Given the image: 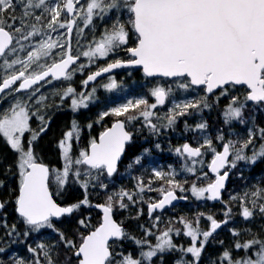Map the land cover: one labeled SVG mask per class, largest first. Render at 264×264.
I'll return each instance as SVG.
<instances>
[{
	"label": "snow or ice",
	"instance_id": "6c2138e0",
	"mask_svg": "<svg viewBox=\"0 0 264 264\" xmlns=\"http://www.w3.org/2000/svg\"><path fill=\"white\" fill-rule=\"evenodd\" d=\"M87 30V31H86ZM89 33L91 39L88 38ZM75 35V54L73 37ZM130 41L133 46H129ZM123 50L128 59H114L81 80L77 91L71 81L99 59ZM23 54V55H22ZM81 57L87 63H81ZM138 66L145 77L173 78L175 87L155 84L146 94L97 113L96 119L81 125L75 115L62 133L56 147L63 161L61 168H50L39 162L35 145L50 126V110H63L65 100L73 114L99 102L97 88L88 90L102 74L114 69ZM68 82L56 88L53 82ZM49 86V93L42 92ZM237 86L245 91L234 95ZM106 91L121 84L111 75L99 85ZM140 87H143L141 85ZM179 91L184 98L175 99ZM195 92L193 96L186 94ZM149 97L154 102H149ZM172 97L171 107L163 115L155 111ZM227 103L220 108L221 100ZM0 138L15 155L12 164L0 162V190L7 187L9 174L16 177V188L7 199L0 198V254L7 256L12 244H26L30 259L12 253L0 264H201L207 246L217 241L215 234L233 221V204L246 223L264 220V182L246 188L243 193L223 199L226 183L233 173L241 180L258 163H264V0H0ZM220 110L223 126L215 135L209 131L204 113ZM111 117L109 127L90 137L87 146L73 156L74 143L84 128L92 129ZM183 131L192 133L196 145L185 142L171 149L181 160V172L196 177L191 184L176 179L177 171L153 167L145 182L142 175H132L143 167L151 149L142 148L131 156L125 172L134 181L132 189L119 188L108 193L103 203L93 204L88 190L107 191L120 172L128 151L137 136L146 130L149 137L159 138L175 131L181 118ZM39 123L32 128L31 120ZM131 129V130H130ZM28 134L25 140V134ZM219 145V147H218ZM153 147L161 149L160 143ZM211 154L204 172V157ZM198 166H200L198 168ZM15 169V171H13ZM199 173V174H198ZM159 188H153L155 181ZM204 180L207 183L201 184ZM78 185L82 199L60 204L50 191L63 194L69 184ZM156 191L160 198L145 199V192ZM191 193L197 201L222 203V220L211 213L199 212L192 219L184 216L159 227L160 210L174 201L187 200ZM9 204L17 219L9 224L5 209ZM147 205L150 226L137 225L143 235L137 237L113 219L116 209L128 210ZM100 209L102 217L93 226L89 216H81L71 233L57 227L62 218L80 216L81 209ZM143 208L129 217L138 220ZM208 222L201 228V220ZM179 224L182 227H175ZM83 229L84 231H81ZM51 230L56 239L28 243L33 233ZM233 243L209 264H264V225L252 228H230ZM86 233V234H85ZM248 239H240L241 236ZM186 237L188 243H177L174 237ZM152 237L155 242H152ZM124 240L137 247V254L116 251ZM115 245V246H114ZM242 252L234 257L233 252ZM172 256L171 261L167 260Z\"/></svg>",
	"mask_w": 264,
	"mask_h": 264
},
{
	"label": "rangeland",
	"instance_id": "374dc122",
	"mask_svg": "<svg viewBox=\"0 0 264 264\" xmlns=\"http://www.w3.org/2000/svg\"><path fill=\"white\" fill-rule=\"evenodd\" d=\"M87 31V30H86ZM89 39H91V34L89 33L88 36ZM73 54H75V48H76V42H75V35L73 37ZM129 46H133L132 42L130 41ZM126 53L121 50L119 51L117 54L115 55H110L108 58L105 59H99L97 60V62L93 65H91L88 69H86L83 73H76L74 75L73 80L71 81L73 87H75L77 89V91H79L81 89V80H83L84 76L89 73L90 71H94L96 69H98L99 67H102L104 65H106L107 63H109L110 61L120 58L125 55ZM23 55V54H22ZM81 63H87V58L81 57ZM141 73V72H140ZM134 73L131 70L128 69H123L120 70L119 72H114L111 73L109 75L113 76L121 85L123 83V81H131V76ZM142 74V73H141ZM109 75H107L106 77H104L103 79H101L99 82H97L96 84L90 86L88 88V90H91V88L96 87L97 88V92H96V96L98 98H100L101 95L103 94H110L111 92L106 91L105 89H103L102 87H99V85L107 82ZM143 75V74H142ZM144 77V76H143ZM68 82H53V86L56 88H61L63 86H66ZM162 84L165 87H167L168 85H172L173 87H175L174 84V80H166V79H162V78H150V80H147L145 82H141V83H136L135 87L133 90H129L126 91L122 94V98L120 99H114L111 102H104L101 105L97 102L93 105H90L89 109L87 110H81L78 114H73L67 107V104L69 103L68 100H65L64 102V108L63 110L57 112L56 116H54L53 111L50 110L47 113V116H51L52 119L50 121V126L47 129V131L41 135V137L38 139V141L36 142L35 145V150L36 153L38 155V159L39 162H43L46 163L50 168L52 166V168H61L63 161L61 160L60 156H59V151L56 147V143L57 141L61 138L62 133L64 131H66L69 127V122L70 120L73 118V116L75 115V118L78 119L81 123V125L87 124L90 121H94L96 119V115L99 111L101 110H106V108L108 107H113L116 106L118 104L124 103L126 99L134 97V96H139V95H143L146 94L148 88L152 87L155 84ZM141 85H143V87H140ZM118 90V89H117ZM238 90V91H236ZM233 94L234 95H238V94H242L243 91L241 89H236ZM42 92L45 93H49L51 91V88L49 86H45L42 90ZM114 91V90H113ZM127 94V95H126ZM196 93H188L186 94L187 96H193ZM175 99H181L184 98L183 96H181L180 92L178 94H176V92L173 94ZM116 98V97H115ZM171 100L172 97H170L168 100H166L165 105L163 106H158L157 109L155 110L157 112L158 115H163L164 113H166L168 111V108L171 107ZM100 101V100H99ZM149 102H154V100L152 98L149 97ZM220 103H223V105H225L227 103V100H221ZM7 103H3L0 104V107H7ZM96 114V115H95ZM68 117V118H67ZM92 118V119H91ZM205 118V117H204ZM81 119V120H80ZM193 120V121H191ZM190 121H188L190 124H194L196 121L195 119L191 118ZM112 122V118L108 117L105 118V121H103L101 124H94L92 129H87L84 128L81 134V139L78 142L74 143V147H73V156L75 157V155L78 153L80 148H84L87 146V142L89 140L90 137H94V136H98L99 132L102 131L101 129L104 128L106 124H110ZM38 121L35 118H32L31 120V126L32 128H37L38 127ZM184 124V123H181ZM67 127V128H66ZM108 127V126H107ZM184 128V125H183ZM64 130V131H63ZM131 130V129H130ZM28 134H25V140H27ZM139 139L136 140V145L138 146L140 144L141 148L144 147H148L151 149V155L145 157L144 162H143V167H138L137 171H133L132 175H142L144 180H146L145 178H150L151 177V169L153 167H158V168H162L164 171H168L169 169V165H171L178 173V175L176 176V179L179 181H184V179H187L186 175H189L187 173H183L181 172V164L183 163V161H181L172 151L171 149L181 145L185 142V140H189V137L185 136L182 132L180 131H167L166 133H164L163 135H161L159 138H155V137H149L147 131L145 130L142 136H137ZM160 143L161 144V149L157 150L153 147L154 143ZM190 143V142H189ZM192 144V143H191ZM193 146H195L194 144H192ZM6 147V148H5ZM219 147V145H218ZM140 152H138L137 154H139ZM0 162H3L4 158H8L6 160L7 165L12 164L15 160V155L14 153L10 150V148L5 144L4 140L2 138H0ZM125 163L124 166H122L120 172H119V176L120 178H122V181L120 180H115V184L113 187H111L109 192L112 191H116L119 188L123 187V188H127V189H132L133 185H134V181L131 179V177L125 172V165L128 161V159H125ZM211 160V154H206L204 157V165L202 166L203 171L204 172H208L207 170V163L210 162ZM4 165V164H3ZM5 166V165H4ZM200 166H198L199 168ZM246 170V169H245ZM0 171H2V169H0ZM13 171H15V169H13ZM199 174V173H198ZM208 176L209 179L214 178V175L209 174L208 172ZM196 177H194L193 179H195ZM260 175H256L253 177L252 182L250 183V185L248 187H244L241 190L238 189H228L229 193L226 196V200L229 199L230 194H237V193H243L244 190L246 188H250L252 185L260 183L261 181L259 180ZM0 179H3V176H0ZM16 177L13 178V182H16ZM182 179V180H181ZM15 180V181H14ZM132 180V181H131ZM158 181V180H157ZM157 181H155L152 184L153 188H159V183H157ZM12 182V181H11ZM8 184L10 183L7 182ZM201 184L207 183V181L201 180L200 181ZM191 184V183H190ZM189 184V185H190ZM71 188H73V184H69L66 189L64 190V192L70 190ZM116 189V190H115ZM226 189V190H227ZM50 190L52 192L56 193V186L53 184L50 187ZM63 192V193H64ZM178 195H188V199L184 200V202H182L181 204H178L176 206L171 207V209H167L164 210L160 213H155V215H159L161 216V219H163V221H169V220H174V218H176V216H174V212L179 213V216H186L184 215V211L185 209L188 211L189 210V202L194 201L197 202V200L191 196V193H177ZM144 198L147 200L149 198L156 200L160 198V193L156 192V191H152V192H145L144 193ZM204 203V202H203ZM206 204V203H204ZM235 204L232 207H236ZM142 206H144V216L147 219V223L145 222H134L133 227L131 229H128L127 227L125 228L128 232L132 233L133 235L140 237L143 235V232L140 228L137 227V225L139 224H143L146 227L150 226L151 224V220L149 219L148 215H147V205L143 204ZM188 206V207H186ZM134 208H143L141 207V205H137L132 207ZM208 208L206 211L209 212ZM170 210V211H169ZM182 210V211H181ZM215 212L217 211L218 213H222L223 210V205L221 203L220 206H218L217 209H214ZM239 212V210H238ZM236 212V213H238ZM236 213H234V216L236 217L237 215H235ZM181 214V215H180ZM163 215V216H162ZM167 217V218H166ZM187 217V216H186ZM216 217V216H215ZM237 220L235 221L234 224H231L225 231H218L217 232V236L220 237V239L222 241H224L223 246H221L220 248L216 249L213 248L212 246L208 245L207 249H209L211 251V256H207L206 253H204V257L202 259V261L204 260L207 264H209V259H215L216 256L219 255V253H221L224 248H229L231 246V244L233 243V237L231 236V233L229 232L228 229L230 228H238V229H244V228H252L253 232H258L260 231V227L261 225H264V220L261 221V223H259L260 219L257 218L255 220V222L253 223H246L242 220V218L238 215ZM216 219H219V217H216ZM223 219V218H221ZM123 222H128L127 221V217H125V219H122ZM167 225L165 223H160L159 227L161 229L165 228ZM201 228H206L208 226V222L204 219L201 220L200 223ZM175 227H182L181 225H177ZM221 232V233H220ZM262 234V233H261ZM222 235V236H220ZM249 237L244 235L241 236L240 239H248ZM152 242H155V238L152 237ZM174 239H176L177 243H182V244H187L188 238L186 237H174ZM39 240H43L45 242L51 243L53 240H55V238L49 234V233H45L43 234ZM33 244V246H35L34 242H31ZM126 243L129 244L131 246V248L128 250V252L130 250H133L134 252H136L137 254V247L131 243V241L126 240ZM12 253H15L17 256H21L24 257L25 259H29L28 256L26 254H24L23 252L21 253L18 250H11L10 252L7 253L6 258H8V256H11ZM134 254V253H133ZM135 255V254H134ZM234 257L237 255H242V252H233ZM210 257V258H209ZM173 259L172 256H168L167 260L171 261ZM201 261V262H202Z\"/></svg>",
	"mask_w": 264,
	"mask_h": 264
},
{
	"label": "trees",
	"instance_id": "16d2710c",
	"mask_svg": "<svg viewBox=\"0 0 264 264\" xmlns=\"http://www.w3.org/2000/svg\"><path fill=\"white\" fill-rule=\"evenodd\" d=\"M128 58L129 57L126 54L121 57V59H128ZM128 70H131L134 73L131 76V78H130L131 81H123L121 87L118 90H114L110 94L101 95L100 98H99L100 101L98 102L100 105L102 103H104V102H111L114 99H120V98H122V94L124 92L129 91V90H133L136 83H141V82H145L147 80H150V79H148L146 77H143V75L140 73L141 72L140 69H131V68H129ZM236 89H241L243 92L245 91V88L242 87V86H237ZM178 93H179V91H176V94H178ZM190 93H193V92H190ZM223 106H224L223 103H220V108H223ZM52 111L54 113L53 115L56 116L57 112H59L61 110L53 109ZM204 117H205V119H207V121L209 123V131H210V133L212 135H215L216 129H218V128L223 126L222 120L220 118V110L219 109H213L210 113L206 111L204 113ZM191 121H193V120H191ZM108 125L109 124H106L104 126L107 127ZM183 125L184 124L178 123L177 128H176L175 131L182 132L185 136L189 137L188 142L196 145V141L193 139V134L192 133H185L183 131ZM101 130H103V128ZM137 139H139V138L137 137L136 140ZM141 150H142L141 146L140 145L137 146L135 144L134 148H132V149H130L128 151V153L125 156V159H129L131 156L136 155ZM7 159L8 158H4L3 162H2V163H4L5 166H7V163H6ZM125 161L126 160H124V162L121 164L120 170H121L122 166H124ZM51 168H52V166H51ZM136 171H137V169L135 170V172ZM256 175H260L259 180L261 182H264V163H258L255 166V168H253L251 170V172H249L246 169L244 171L245 179H243V180H241L237 175H235V172H234L233 175L231 176V178L228 181L227 188L229 187L228 189H230V190L231 189L241 190L244 187H248L250 185V183L252 182L253 177L256 176ZM189 176L190 177H187V179H186L188 181V184H190L192 182V180H194L193 179L194 176H191V175H189ZM13 178L14 177H12L11 174H9V179H8L7 182H9V180L12 181V182H10L11 186L9 184H7L6 188H4L3 190H0V198L7 199L9 197V194L16 188V182H13ZM145 179H146L145 182H147L148 178H145ZM115 180L122 181V178H120V176L118 174L111 181H106V182L110 183V187L108 188L107 191H102V190H99V189H91L90 188L88 190V195H89L90 201L93 204L103 203L104 200H105L106 195L108 193H110L109 191H110L111 187L114 186ZM157 183H159V187H160L161 181H157ZM11 188L13 190H11ZM228 189L223 192V199L225 201H227L226 200V196L229 193ZM53 194H54V198L56 199V201L58 203H60V204H69V203H73V202H76V201L82 199L83 196H84V191L78 185L73 184V188H71L70 190L64 192L63 194L57 195L55 192H53ZM203 202L206 203V204H204ZM188 205H190L189 206L190 208H189L188 211L185 210L184 214L189 219H192L195 216V214H197L199 212L206 213L205 210H207L208 208H210V209H209V212H207V213H211V214L215 215L216 217H219V219L223 218L221 212L218 213L217 211L215 212V210H214V209H217L218 206L221 205L220 202L215 203V202L206 201V200L197 201V202H194V201L191 202L190 201ZM233 205H235V204H233ZM141 207H143V214H144V209L145 208L142 205H141ZM232 209H233V213H236L239 210V206L236 205V207H234V208L232 207ZM5 211L8 213V222H9V224L15 222L17 217H16L15 213L12 211V205L11 204H9L8 208L5 209ZM136 211H137V208L133 209L132 207H130L128 210L116 209L114 211V215L113 216H114V218L116 219V221L118 223L122 224V226L124 228L127 227L128 229H131L133 227L134 222H145V223H147V219H146V217L144 215H142L138 220L129 219L130 215L134 216L136 214ZM81 216H89L90 217V223L93 226H95V225H97L99 223V221L101 219V211L99 209H97V208H94V207L90 208V209H83L82 208L80 216H74V217H71V218H68V217L62 218L63 222L62 223H57V227H59L62 230H66L67 232L71 233V231L74 229V227L76 225V220L79 219ZM174 216H176V218L180 217L179 213H177V212H174ZM186 216H184V217H186ZM125 217H127V221L128 222H123L122 221V219L123 218L125 219ZM236 217L233 216V221L234 222H229V224L227 226H223L221 228V230H219V231H225L231 224H234L235 221L237 220ZM163 219L164 218L161 219L160 223H165L167 225L168 221H165V220L163 221ZM261 221H263V220L260 219L259 223H261ZM177 225H179V224H175L174 226H177ZM81 231H84V230L81 229ZM45 233L51 234L56 239L55 233L51 232V230H41V232H39V233H33L31 235V237L28 239V243L39 241L40 237L43 234H45ZM0 235H2V230H0ZM261 235L264 236V233H262ZM215 239L217 241L221 240L220 237L217 236V233L215 234ZM213 244H215V245H213ZM209 245L212 246L213 248H215V250L221 247V245H219L218 243H210ZM0 246H5V244L0 242ZM130 248H131V246L126 243V240H124L120 244L119 247L115 248V250L116 251L123 250L124 252L127 253ZM8 249H9L8 252H10L11 250H18L20 252L25 253V252H27V245L26 244H20V243L12 244L11 247H9ZM129 252H132V253L136 254V252H134L133 250H130ZM205 253L207 254V256H211V251L209 249H206ZM25 254L28 256V258L29 257L31 258V254L30 253L28 254V252H27ZM0 259L7 260L6 256L2 255V254H0ZM201 264H207V263L203 260L201 262Z\"/></svg>",
	"mask_w": 264,
	"mask_h": 264
},
{
	"label": "water",
	"instance_id": "95a60500",
	"mask_svg": "<svg viewBox=\"0 0 264 264\" xmlns=\"http://www.w3.org/2000/svg\"><path fill=\"white\" fill-rule=\"evenodd\" d=\"M104 66H105V65H104ZM130 68H139V67L136 66V67H130ZM120 69H123V68H120ZM120 69H114V70H112V72H115V71L120 70ZM94 71H96V70H94ZM141 71H142V69H141ZM112 72H111V73H112ZM142 73H143V71H142ZM108 74H110V73L102 74V76H101V77H98L96 81H94V82H90L89 86L92 85V84H94L95 82H97L98 80H100L101 78L105 77V76L108 75ZM86 76H87V75H86ZM86 76H85V77H86ZM85 77H84V78H85ZM169 79H172V78H169ZM207 170H208V169H207ZM208 172H209V174L214 175V174H212L209 170H208ZM227 185H228V181H227V183H226V187H227ZM183 201H184V200H177V201H174L172 206L177 205V204H179L180 202H183ZM213 202H218V201H213ZM57 203H58V202H57ZM172 206H168L167 208L172 207ZM167 208H166V209H167ZM157 212H161V211L158 210ZM102 215H103V214H101V217H102ZM113 219H114V217H113ZM114 220H115V219H114ZM115 221H116V220H115ZM222 227H223V226H222Z\"/></svg>",
	"mask_w": 264,
	"mask_h": 264
},
{
	"label": "bare ground",
	"instance_id": "6f19581e",
	"mask_svg": "<svg viewBox=\"0 0 264 264\" xmlns=\"http://www.w3.org/2000/svg\"><path fill=\"white\" fill-rule=\"evenodd\" d=\"M236 91H238V90H236ZM235 91V92H236ZM127 95V94H126ZM96 115V114H95ZM68 118V117H67ZM92 119V118H91ZM81 120V119H80ZM67 128V127H66ZM85 130V129H84ZM64 131V130H63ZM140 145V144H139ZM6 148V147H5ZM1 158V157H0ZM4 164V163H3ZM187 177H190L189 175H186ZM251 178V177H250ZM182 180V179H181ZM10 181V180H9ZM132 181V180H131ZM184 181H185V179H184ZM11 182V181H10ZM8 184V183H7ZM9 185L11 186V183H9ZM11 190H13L12 188H11ZM116 190V189H115ZM186 207H188V206H186ZM186 210V209H185ZM182 211V210H181ZM181 215V214H180ZM185 215V214H184ZM221 233V232H220ZM220 236H222V235H220ZM213 245H215V244H213ZM11 247V246H10ZM9 250V249H8ZM8 250H7V253H8ZM22 253V252H21ZM25 253H27V252H25ZM24 253V254H25ZM29 254V253H28ZM30 258V257H29Z\"/></svg>",
	"mask_w": 264,
	"mask_h": 264
},
{
	"label": "flooded vegetation",
	"instance_id": "af4514ba",
	"mask_svg": "<svg viewBox=\"0 0 264 264\" xmlns=\"http://www.w3.org/2000/svg\"><path fill=\"white\" fill-rule=\"evenodd\" d=\"M88 88H89V87H88ZM184 120H188V121H190V120H191V117H184V118H181L180 121H179L178 123H180V124H181V123H184ZM109 125H111V123H110ZM109 125H108V126H109Z\"/></svg>",
	"mask_w": 264,
	"mask_h": 264
}]
</instances>
